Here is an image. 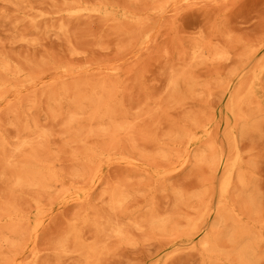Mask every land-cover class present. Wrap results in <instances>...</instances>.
I'll return each mask as SVG.
<instances>
[{
    "label": "rangeland",
    "instance_id": "1",
    "mask_svg": "<svg viewBox=\"0 0 264 264\" xmlns=\"http://www.w3.org/2000/svg\"><path fill=\"white\" fill-rule=\"evenodd\" d=\"M0 54L39 78L0 103V134L36 141L57 157L56 170L69 178L78 171L76 186L92 191L87 202L68 201L64 185L45 181L40 190L24 187L12 196V166L0 161V206L15 199L20 211L0 210V264H225L206 256L202 240L215 227L223 234L234 227L218 223V201L226 166L237 155L234 221H248L255 239L245 264H264V0H0ZM73 81H90L91 91L99 81L115 86L114 118L130 127L99 134L66 129L46 92ZM240 87L242 96L256 91L241 105L246 128L232 134L230 124L240 120L228 110ZM30 97L39 129L24 133L6 111ZM89 151L106 156L82 160ZM11 153L0 149V156ZM96 178L102 183L89 189ZM114 188L125 195L118 208L108 194ZM152 218L165 223L156 226ZM192 223L194 239L181 242ZM73 225L95 249L92 257L72 240L59 249ZM219 246L233 251L226 238Z\"/></svg>",
    "mask_w": 264,
    "mask_h": 264
},
{
    "label": "bare ground",
    "instance_id": "2",
    "mask_svg": "<svg viewBox=\"0 0 264 264\" xmlns=\"http://www.w3.org/2000/svg\"><path fill=\"white\" fill-rule=\"evenodd\" d=\"M79 11L84 10H93L103 11L102 8H89L85 6H79ZM198 51L205 55H209V48L206 46H199ZM256 80L259 82V77L256 75ZM39 81V78H35L29 75L24 74L23 69L18 65H13L10 60L5 56L0 54V103L5 100L10 93L13 91H21L24 88H30L34 86ZM178 80L173 79L172 86L176 90L178 87ZM94 84V90H89L87 86L91 85L90 81L83 83V81H73L71 83L63 82L58 89H49L46 94L49 98L51 110L55 116L65 115L66 129L69 131H82L87 129L89 134H99L101 132L110 131L112 133L117 131H125L130 126L126 122L117 121L114 116L116 114V100H114L116 87L109 84L106 81H99ZM242 87L231 95L230 99V109L228 110L229 114L232 116H238L240 124L232 122L230 124V129L233 131L232 134H235L237 129L240 126V129H245L249 117L246 114L242 113L241 105L244 103H249L251 98L255 95L254 90H248L247 94L242 96L240 90ZM45 95V93H44ZM37 102L36 98H25L19 99L16 106L9 107L6 111V114L10 116L9 122L14 123L18 126L19 129L24 131V133L37 132L39 129L38 124L34 122L31 118V112L35 103ZM2 129V121L0 115V132ZM208 131L209 130H205ZM80 141L83 139H79ZM236 145V142H235ZM30 148L29 155H20L24 149ZM0 149L2 150H11V154H2L0 156V161L3 164H9L12 166L10 168V178L11 186V195L14 196L16 192L23 191L25 188H35L40 190L43 187L45 181H50L52 183H59L63 186V198L64 196H69L68 201H80L81 203L87 202L92 197V191H88L84 187L76 186V178L81 176V173L75 171L69 178L63 172L56 170V159L55 156H48L41 149L39 144L31 139H28L26 135L23 138L18 139L15 142H11L5 139L0 134ZM104 150V149H102ZM206 152V149L202 150V154ZM106 151H100L98 154H91L87 152L83 156L82 160L92 162L93 159L100 158L101 156H106ZM20 155V157H19ZM123 158H131L130 161L135 164L134 160H137L136 157L123 156ZM186 157L182 160V163L187 161ZM21 161V163H20ZM210 165L214 164V161L208 160ZM239 165V157L233 159L226 166L225 177L222 180L220 185L219 193V217L218 223L228 222L232 223L233 229L227 234H223L217 227L212 229L210 233H206L202 240V245L205 251L206 256L210 259L221 261L225 264H232L237 262L238 264H245L249 259L253 250L255 248V239L252 236V229L249 222L240 219L238 223L234 221V216H240L239 211L236 207V204L232 200V188L235 181V171ZM238 179L242 185L247 186L245 176L243 174L238 176ZM90 183V182H89ZM86 185L89 189L94 188L102 183L101 178H96ZM207 189L204 191L206 194ZM76 193L73 197V194ZM112 202V207H121L124 204V194H119L117 188L108 192ZM178 196L181 198L183 193L177 192ZM39 207V204H38ZM206 207V205H205ZM0 210L4 214H19V210L16 209L15 199L7 200L6 205L0 206ZM41 208L37 209L36 213H39ZM25 216V215H24ZM29 219V217H28ZM22 220H19L20 223ZM87 221V220H84ZM152 223L156 226H162L165 221L159 219H153ZM36 223L34 228L37 227ZM73 225L70 230H73L71 239H66L61 243L59 249L61 251L66 250V246L69 241L72 240L74 249L80 251L85 258H90L94 255L95 249H92L83 242L81 236V230L77 227L74 228ZM96 227L102 231L103 228L96 225ZM191 229L189 232L179 235V239L183 243L192 242L194 239L195 225L192 223L190 225ZM118 228V227H117ZM116 233H122V228H118ZM196 233V232H195ZM222 238H226L227 243L232 246L233 251L230 253L219 251V241ZM7 239V238H6Z\"/></svg>",
    "mask_w": 264,
    "mask_h": 264
}]
</instances>
